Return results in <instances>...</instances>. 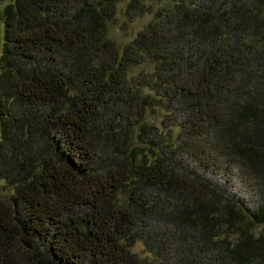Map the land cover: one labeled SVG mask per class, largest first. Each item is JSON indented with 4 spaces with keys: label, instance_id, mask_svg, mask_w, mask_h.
Segmentation results:
<instances>
[{
    "label": "trees",
    "instance_id": "trees-1",
    "mask_svg": "<svg viewBox=\"0 0 264 264\" xmlns=\"http://www.w3.org/2000/svg\"><path fill=\"white\" fill-rule=\"evenodd\" d=\"M120 1L0 10V264H264V0Z\"/></svg>",
    "mask_w": 264,
    "mask_h": 264
},
{
    "label": "rangeland",
    "instance_id": "rangeland-1",
    "mask_svg": "<svg viewBox=\"0 0 264 264\" xmlns=\"http://www.w3.org/2000/svg\"><path fill=\"white\" fill-rule=\"evenodd\" d=\"M6 2L0 4V10H2L3 6ZM128 0H122L118 2L116 5V14L113 22L108 24V37L113 40L118 46H123L125 43L130 41L135 34L143 28V26L152 18V14L145 13L138 16L128 15L126 12ZM145 6L151 7L153 10L159 7L162 3L161 0H144ZM2 39H3V21L0 18V53L2 47ZM145 71H149L151 69L150 66L142 67ZM140 68L136 69V72L139 71ZM205 177L212 179L215 182H223V178L213 174L212 172H204ZM227 188L230 193L234 194L238 198H240L248 208H254L259 203L258 196L255 195L250 189H246L242 183L237 182L235 180H231L228 182ZM8 188L5 186L3 180L0 179V196H4L8 194ZM132 251L137 254L138 258L141 261V264H157L154 261L153 257L145 251L142 244L137 242L133 247Z\"/></svg>",
    "mask_w": 264,
    "mask_h": 264
}]
</instances>
